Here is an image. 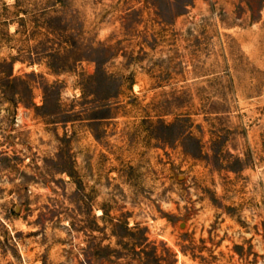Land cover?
Here are the masks:
<instances>
[{
  "label": "rangeland",
  "instance_id": "1",
  "mask_svg": "<svg viewBox=\"0 0 264 264\" xmlns=\"http://www.w3.org/2000/svg\"><path fill=\"white\" fill-rule=\"evenodd\" d=\"M0 264H264V0H0Z\"/></svg>",
  "mask_w": 264,
  "mask_h": 264
}]
</instances>
